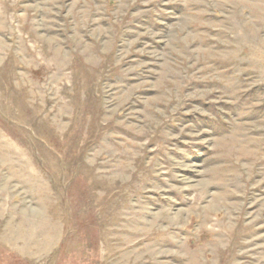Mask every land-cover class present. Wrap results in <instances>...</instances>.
I'll list each match as a JSON object with an SVG mask.
<instances>
[{
	"label": "rangeland",
	"instance_id": "1",
	"mask_svg": "<svg viewBox=\"0 0 264 264\" xmlns=\"http://www.w3.org/2000/svg\"><path fill=\"white\" fill-rule=\"evenodd\" d=\"M0 264H264V0H0Z\"/></svg>",
	"mask_w": 264,
	"mask_h": 264
}]
</instances>
